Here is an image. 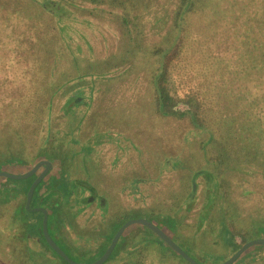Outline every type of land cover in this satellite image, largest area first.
Segmentation results:
<instances>
[{
	"label": "trees",
	"instance_id": "1",
	"mask_svg": "<svg viewBox=\"0 0 264 264\" xmlns=\"http://www.w3.org/2000/svg\"><path fill=\"white\" fill-rule=\"evenodd\" d=\"M249 2L0 0V121L9 118V108L16 113L17 100L34 95L27 101L31 123L27 148L15 144L33 153L15 156L18 150L6 140L0 144V170L13 165L23 173L40 159L50 162L57 180L45 198L39 180L29 202L33 199L34 205L49 209L53 230L62 240L60 226L69 227L77 215L73 205H90L97 193L87 178H71L78 141L63 139L60 121L82 102L84 91L102 89L96 79L107 76L114 79L109 91L122 90L126 72L130 79L133 76V84L138 79L144 83L143 100L148 98L157 120L170 119L178 126L183 122L187 130L170 141L161 137L166 155L152 166L155 174L143 180V184L159 181L162 171L176 174L177 187L165 198L154 191L148 201L126 208L107 198L97 200V223H105L111 231L100 254L129 218L149 220L199 264L213 258L224 261L243 242L255 238L246 236L251 229L264 227V9L260 0L258 11L248 12L244 7ZM81 9L85 18L90 16L83 18L87 23L94 19L91 10L111 15L119 31L115 49L79 58L78 44L73 47L60 33L68 26L63 20H72ZM115 82L118 86L113 87ZM179 104L185 107L178 109ZM103 134L88 135L77 150L89 153L93 137ZM167 142L171 146H165ZM42 168L25 181L0 177V216L9 211L17 228L21 214L27 213L26 190ZM142 168L146 175L148 169ZM194 181L199 189L192 193ZM253 217L258 220L255 224L248 219ZM3 229L7 231L6 225ZM78 232L87 237L89 230ZM9 235L13 243L7 248L11 253L20 248L25 264H68L46 245L40 224L38 235L47 251L36 250L25 236L15 243ZM254 251L249 246L231 264H254ZM3 253L7 259L6 247ZM102 264L189 263L151 230L131 224Z\"/></svg>",
	"mask_w": 264,
	"mask_h": 264
},
{
	"label": "rangeland",
	"instance_id": "2",
	"mask_svg": "<svg viewBox=\"0 0 264 264\" xmlns=\"http://www.w3.org/2000/svg\"><path fill=\"white\" fill-rule=\"evenodd\" d=\"M242 1L244 2V0ZM249 1L244 10L248 12L258 11L260 0ZM262 8L264 9V0H262ZM81 12H83L82 9L76 10L70 21L64 19L63 21L68 23V26L60 33L66 42L73 47L78 44L82 52L79 56L80 59L86 58L87 54L95 57L103 55L119 45V31L110 14L106 11L103 12V10H91L88 13L91 16L93 15L94 19H89L87 23L83 20L88 19L90 16L85 18L83 15L87 14ZM6 66L3 65V68L5 69ZM6 70L9 69L7 68ZM127 74L129 73L126 72L122 75L121 84L123 89H115L116 91H109L108 89V86L114 83V79L111 80L107 76L96 79L95 81L100 82L99 88L102 89L84 91L85 94L80 96L83 98L82 102L74 106L72 111L65 113L68 117L61 120L59 124L60 128L62 127L61 131L64 132V135L61 133L64 140H69L71 137L73 140L78 141L74 144L76 147V153L73 155L75 170H72L71 178H87L92 188L96 190V201L107 198L125 208L139 206L143 201H148L149 195L154 191H158L160 197L165 198L169 189L177 187L178 177L169 171H162L159 181L151 180L143 184V180L146 179V176L155 174L156 168L152 166L158 161L159 157L166 155L165 149L163 147L160 148L161 137L166 141H170L176 133L180 134L187 130L183 122L178 126L175 121L170 119L157 120L152 109H149L150 105H147L148 98L143 100V91H147L144 89V83L138 79L133 84V76L130 79ZM108 76L111 75L108 74ZM117 84L118 82H115L113 87L118 86ZM121 84H119V87ZM46 96L44 93L43 97L46 98ZM33 97L34 95L21 102L17 100L16 113H12V109L9 108L11 114L6 112L9 118L6 121H0V144H5L6 140H9L12 143V147L18 150L15 156L29 157L33 153L30 149L27 151L20 150L15 145H25L27 148L31 124L27 120L26 112L29 110L27 101ZM184 107L181 104L177 105L178 109H183ZM67 122L71 123L67 125ZM73 126L75 128L70 132L69 129ZM100 133H104L98 139L100 143L95 144L89 153L84 154L77 150L79 148L82 149L80 144L85 140V137L90 134L93 136ZM25 141L26 143H24ZM169 145L168 142L165 143V146ZM143 165L146 167L145 170L148 169L146 175L143 174ZM38 168L40 169L41 166ZM4 169L7 171H2L12 174H20L19 172L21 171V169L13 165L4 166ZM86 174L88 175L86 176ZM57 178L58 173L48 169L40 179L38 189L44 192V198ZM134 180L135 182L138 180L141 182L132 187L130 181ZM193 183H195V192L199 187L195 181ZM83 194L87 195V192H83ZM114 195L117 197L116 199ZM44 206L46 205L44 204ZM29 207L40 206L34 205L32 199L29 202ZM251 208H253V205ZM45 210L46 230L55 244L74 262L86 264L94 261L106 245L111 232L110 227L107 229L105 223L102 225L97 223L99 211L96 202L83 207L73 205L71 209L72 211L77 210L74 220L82 227V232H88L89 230L87 237L73 233L71 235L68 233L63 234L62 232V240L53 230L49 209ZM25 211L27 213H23L20 216L21 228L14 226L15 224L9 218V211L0 216L2 217L0 219V264H25L20 256L22 254L20 248H16L12 253L10 248H7L10 243H13L9 234L13 235L15 243L21 242V239L25 236L34 244L36 250L41 248L47 251L38 235V227L41 221L39 213L27 211L26 209ZM258 218L263 217L259 216ZM248 219H252L251 224H255L258 221L255 217ZM4 225H6L7 231L3 229ZM71 225L74 226L73 224ZM62 231H65L64 228ZM246 236L264 239V227H259L257 230L254 227ZM4 247L8 249L7 259L6 254L3 253ZM251 247L255 248L254 252H256L254 254H256L255 257L257 259L254 264H264V246L253 245ZM258 253H262L263 256H259ZM220 260L213 258L210 262H204L203 260L199 262L203 264H219L222 262H219ZM57 261L61 262L60 260Z\"/></svg>",
	"mask_w": 264,
	"mask_h": 264
},
{
	"label": "water",
	"instance_id": "3",
	"mask_svg": "<svg viewBox=\"0 0 264 264\" xmlns=\"http://www.w3.org/2000/svg\"><path fill=\"white\" fill-rule=\"evenodd\" d=\"M42 170L36 175V177L31 181L29 184L26 193H25V199H24V208L27 211H36L41 213V221H40V231L42 234V237L46 243V245L56 253L57 256L62 258L65 262L68 264H80L77 262H74L71 260L56 244L55 242L50 238V236L47 233L46 230V210L42 207H29V201L32 195V191L36 184L39 182V180L42 178V176L47 172V170L51 167V164L47 160H39L36 163L32 165L31 168H29L27 171L20 173V174H12L6 171L0 170V177H5L12 180H25L28 177H30L38 167L42 166ZM195 188V183H192L191 185V192L193 193ZM131 224H140L151 230L153 233H155L164 243L167 244L169 248H171L175 253H177L179 256H181L187 263L189 264H199L196 261H194L189 255H187L177 244H175L164 232H162L156 225H154L152 222H150L147 219L144 218H130L124 221L114 232L112 235L108 245L104 249V251L101 253V255L96 258L94 261L86 264H101L103 263L106 258L109 256L118 236L123 231V229ZM252 245H264V239L261 238H253L250 240H247L243 242L238 249H236L228 258H226L224 261H222L219 264H231L238 255Z\"/></svg>",
	"mask_w": 264,
	"mask_h": 264
},
{
	"label": "flooded vegetation",
	"instance_id": "4",
	"mask_svg": "<svg viewBox=\"0 0 264 264\" xmlns=\"http://www.w3.org/2000/svg\"><path fill=\"white\" fill-rule=\"evenodd\" d=\"M98 139H99V136L93 137V139L91 140L90 144H93V145L99 144L100 142H99ZM94 202H96V205H97L98 202L97 201H94ZM73 225L74 226H72L71 223H70L69 227L67 225H65V227H63V225H61L60 226L61 227V235H62V232H63V234L68 233L69 235H71V233H73V234H78L80 236V233L78 231H80L82 229V227L76 221H74ZM71 227L73 229H71ZM63 228H64L65 231H62Z\"/></svg>",
	"mask_w": 264,
	"mask_h": 264
}]
</instances>
